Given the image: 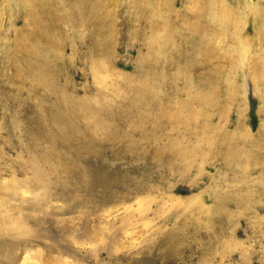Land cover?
<instances>
[{"label": "rangeland", "instance_id": "374dc122", "mask_svg": "<svg viewBox=\"0 0 264 264\" xmlns=\"http://www.w3.org/2000/svg\"><path fill=\"white\" fill-rule=\"evenodd\" d=\"M0 264H264V0H0Z\"/></svg>", "mask_w": 264, "mask_h": 264}]
</instances>
